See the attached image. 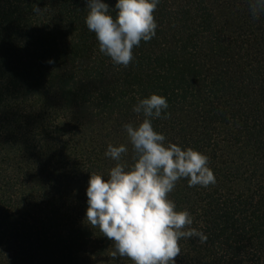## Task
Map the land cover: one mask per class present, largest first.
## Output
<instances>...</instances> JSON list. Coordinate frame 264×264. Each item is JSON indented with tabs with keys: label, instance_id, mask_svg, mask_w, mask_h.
I'll list each match as a JSON object with an SVG mask.
<instances>
[{
	"label": "trees",
	"instance_id": "16d2710c",
	"mask_svg": "<svg viewBox=\"0 0 264 264\" xmlns=\"http://www.w3.org/2000/svg\"><path fill=\"white\" fill-rule=\"evenodd\" d=\"M86 13L85 0H0V264H132L84 219L85 191L116 163L109 143L132 162L123 125L153 92L168 102L154 129L216 178L168 194L207 236L181 239L176 264H264V13L159 0L127 67L99 52Z\"/></svg>",
	"mask_w": 264,
	"mask_h": 264
},
{
	"label": "clouds",
	"instance_id": "9594fccd",
	"mask_svg": "<svg viewBox=\"0 0 264 264\" xmlns=\"http://www.w3.org/2000/svg\"><path fill=\"white\" fill-rule=\"evenodd\" d=\"M158 3L115 0L110 7L106 0H85L84 23L94 33L99 52L114 65L127 67L133 60V48L156 34L153 13ZM248 8L255 19L264 13V0H248ZM167 108L166 97L158 93L138 98L132 111L143 118L123 125L132 162H121L122 154L128 152L126 144L109 143L104 154L116 163L106 176L89 175L84 219L113 243L110 255L114 259L128 257L132 264H176L181 239L207 240L203 231L192 227L188 210L177 209L168 194L182 178H187L188 187H207L215 184L216 178L204 153L165 142V135L154 129L153 120Z\"/></svg>",
	"mask_w": 264,
	"mask_h": 264
}]
</instances>
